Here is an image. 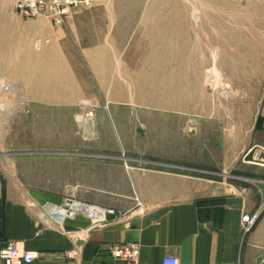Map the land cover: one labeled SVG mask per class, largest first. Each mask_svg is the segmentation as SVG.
I'll list each match as a JSON object with an SVG mask.
<instances>
[{"label":"rangeland","instance_id":"374dc122","mask_svg":"<svg viewBox=\"0 0 264 264\" xmlns=\"http://www.w3.org/2000/svg\"><path fill=\"white\" fill-rule=\"evenodd\" d=\"M217 30L234 32L238 40L254 31L257 46H262L264 0H93L60 22L25 15L15 0H0V168L15 169L33 185L61 190L66 197L121 210L125 195H133L138 169L241 180L238 169L199 172L157 156L159 148L167 147L160 139L183 126V119L170 112L213 110L234 116L223 120L224 147L242 149L224 161L245 160L257 104L244 88L216 76L215 69L207 76L200 70L201 56L209 57L207 67L213 63L209 53L212 49L215 56ZM186 66L187 107L179 92L151 102L142 98L153 89L141 86L149 68L165 74L176 69L183 77ZM41 71L60 74L61 79L49 83L73 84L77 94L38 98L33 90L43 83ZM88 109L91 133L76 118Z\"/></svg>","mask_w":264,"mask_h":264},{"label":"crops","instance_id":"0c3cea01","mask_svg":"<svg viewBox=\"0 0 264 264\" xmlns=\"http://www.w3.org/2000/svg\"><path fill=\"white\" fill-rule=\"evenodd\" d=\"M242 35L238 40L234 32L217 30L215 56L212 49L209 53L213 63L207 67L204 52L200 70L207 76L215 69L216 76L244 88L256 102L246 154L255 145L264 147V32L259 34L262 46H257L256 32ZM169 114L183 119V126L160 139L167 147L158 149L159 158L212 174L218 173L213 168L231 167L244 178L227 182L186 170L138 169L133 195H125L119 206L124 214L94 223L81 212L65 214L63 191L33 185L15 169L0 168V248L11 242L35 252L29 264H162L166 255H176L180 264H264V210L247 234L240 222L243 212L264 204V162L224 161L242 152L224 147L223 120L234 116L213 110ZM255 155L264 158V151L257 148ZM129 241L140 244L135 263L111 253L113 244Z\"/></svg>","mask_w":264,"mask_h":264},{"label":"built area","instance_id":"2783aa9c","mask_svg":"<svg viewBox=\"0 0 264 264\" xmlns=\"http://www.w3.org/2000/svg\"><path fill=\"white\" fill-rule=\"evenodd\" d=\"M92 1L93 0H15V5L25 15L32 17L42 14L60 22L63 20L64 16L73 10L89 6ZM63 210L65 214L76 212L84 213L88 215L94 223L106 220L109 214H124V210L121 209L81 201L68 196L65 198ZM263 210L264 204L259 206V208L252 213L243 212L241 214L240 222L243 234H247L253 230ZM110 249L111 253L116 258L125 260L129 263H135L139 256L140 244L137 241L115 243ZM35 258V252L28 249H20L11 242H8L0 248L1 264H29L32 263ZM162 264H180V260L176 255H166L162 260Z\"/></svg>","mask_w":264,"mask_h":264},{"label":"bare ground","instance_id":"6f19581e","mask_svg":"<svg viewBox=\"0 0 264 264\" xmlns=\"http://www.w3.org/2000/svg\"><path fill=\"white\" fill-rule=\"evenodd\" d=\"M195 17L197 18V15ZM54 58H56V57H54ZM57 59L60 62V65H62L63 64L62 60L60 58H57ZM47 61H50V60H47ZM39 66L42 68L43 62H39ZM176 71H177L176 69H171V70H169L168 73L165 74V73H162L161 69L149 68L148 69V73H146L144 76H142V81H141L142 84H141V86H143V88H145V87L146 88L153 87V89L151 88L150 91L143 92L141 94L142 98H149V101L151 102L153 100V98H160V97L166 98L168 96L170 97L174 93H178L179 92L180 95L184 99L181 102L183 104V107H187V105H188L187 99L189 97L188 96L189 93L187 91V88L189 86L188 85L189 69H188L187 66H186V68H184L183 77L178 76V73H176ZM42 72L43 71L40 72L41 73L40 74V79L42 80L43 83L39 84L37 86V88H35L33 90L35 95L38 98L49 97L50 95H53L56 99H63L65 97L68 98V97L75 96L77 94V89L75 88V86L73 84L70 85V87L68 88V87H64L62 85L61 86L57 85V84L56 85L55 84L51 85L49 83V81L56 82L59 79H61L62 77H61L60 74L50 75V74H47V73L44 74ZM179 77H181L178 80L179 83H176L175 80H176V78H179ZM3 79H5V78H3ZM3 82L5 83V80ZM6 88L13 90V86L12 85H8V86H6ZM86 100H88V99H86ZM85 103H87V102L85 101ZM3 107L7 108L5 106H3ZM5 111H7V110H5ZM90 114H91V111H90V109H88V110L76 115L77 120L80 121V123L84 127V130H85L86 133H91L92 129H93V123L94 122H93V120H91V118H89Z\"/></svg>","mask_w":264,"mask_h":264},{"label":"water","instance_id":"95a60500","mask_svg":"<svg viewBox=\"0 0 264 264\" xmlns=\"http://www.w3.org/2000/svg\"><path fill=\"white\" fill-rule=\"evenodd\" d=\"M257 148H261L264 151V148L262 146L255 145V146H253L252 148H250L246 152V154L244 155V159L246 161H261V162H264V158H257L255 156V153H256Z\"/></svg>","mask_w":264,"mask_h":264}]
</instances>
